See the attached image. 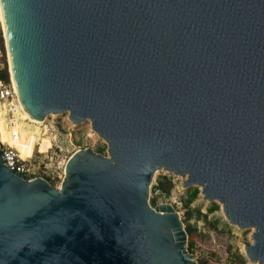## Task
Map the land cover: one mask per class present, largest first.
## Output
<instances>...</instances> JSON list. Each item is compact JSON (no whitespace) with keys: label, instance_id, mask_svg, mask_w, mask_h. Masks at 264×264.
Here are the masks:
<instances>
[{"label":"water","instance_id":"1","mask_svg":"<svg viewBox=\"0 0 264 264\" xmlns=\"http://www.w3.org/2000/svg\"><path fill=\"white\" fill-rule=\"evenodd\" d=\"M17 91L109 146L61 188L0 154V264H197L156 171L187 176L264 264V0H1Z\"/></svg>","mask_w":264,"mask_h":264},{"label":"rangeland","instance_id":"2","mask_svg":"<svg viewBox=\"0 0 264 264\" xmlns=\"http://www.w3.org/2000/svg\"><path fill=\"white\" fill-rule=\"evenodd\" d=\"M1 43H4L2 38ZM3 45L6 47V40ZM5 63L11 76L7 56ZM13 105L20 121L25 125L28 123V127L32 126L22 114L18 102L14 101ZM0 119L2 128H5V120ZM42 121L39 125L41 134L38 143L29 156L34 153L32 168L38 172V178L41 174L52 185L61 187L67 162L78 150L91 148L97 153L109 156L108 143L98 135L90 121L75 125L68 112L47 115ZM164 177L173 184L169 196L155 190L158 182ZM186 180L187 176L175 175L164 169L156 171L150 187V204L153 208L169 204L179 213L187 233L189 231L188 247L193 243L189 252L197 264H259L249 260L245 249L253 243L254 229H240L231 224L226 217L224 206L217 200L204 199L200 186L191 187L198 188L199 194L192 203H187L189 189L183 186ZM151 200L156 201L155 206Z\"/></svg>","mask_w":264,"mask_h":264},{"label":"built area","instance_id":"3","mask_svg":"<svg viewBox=\"0 0 264 264\" xmlns=\"http://www.w3.org/2000/svg\"><path fill=\"white\" fill-rule=\"evenodd\" d=\"M1 38L4 41L3 44H5V37L2 28H0V118H3V120L6 121L7 127H10L12 124L11 122L15 118L13 103L14 101H17V93L11 76L8 74V69L5 63L6 56L8 57L7 48L1 43ZM6 73L8 75L7 79L4 78ZM0 154L5 166L10 170L28 176L31 180L38 178V172L34 171L32 168L34 153L31 157L24 158L17 148L10 145L8 142L3 141L1 133ZM39 177L44 178L41 174H39ZM57 187L60 188L59 186Z\"/></svg>","mask_w":264,"mask_h":264},{"label":"bare ground","instance_id":"4","mask_svg":"<svg viewBox=\"0 0 264 264\" xmlns=\"http://www.w3.org/2000/svg\"><path fill=\"white\" fill-rule=\"evenodd\" d=\"M0 8H1L0 28H2L4 32V37L6 40V47H7L8 57H9L11 78H12V81H13V84L15 86L16 93H17L16 100L19 104L22 114H24L25 118L30 123L33 124V125L31 124L32 126L29 125V127L26 126L28 123H26L25 125L23 122H21L19 117L17 116L18 114L16 115L15 113L17 110L16 111L14 110L15 119L11 122L12 123L11 126L7 127V124L5 121V128H2V126L0 125V133L2 134L3 141L8 142L10 145H13L15 148H17L21 152V155L24 158H26L32 154L35 144L38 143V140L41 134L39 125H41L43 121L32 117L19 99L17 85H16L14 73H13V67H12V61H11V55L9 51L8 37H7V27H6V22H5L1 0H0ZM0 122H1V119H0ZM65 174H66V169H65Z\"/></svg>","mask_w":264,"mask_h":264},{"label":"trees","instance_id":"5","mask_svg":"<svg viewBox=\"0 0 264 264\" xmlns=\"http://www.w3.org/2000/svg\"><path fill=\"white\" fill-rule=\"evenodd\" d=\"M4 78L7 79L8 75L7 73L4 75ZM173 188V184L171 180H167V177H164L162 180H160L158 182V185L155 187V190L160 191L161 193H163L166 196H169L171 193V190ZM199 194V189L198 188H191L188 190V198H187V203H192ZM152 201V205H156V201L155 200H151ZM189 233V231H188ZM193 247V243H191V245L188 247L189 251L191 250V248ZM199 264H204L203 262L199 263Z\"/></svg>","mask_w":264,"mask_h":264}]
</instances>
